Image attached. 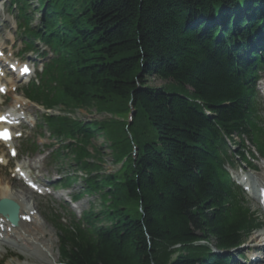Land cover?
Instances as JSON below:
<instances>
[{
  "label": "trees",
  "instance_id": "16d2710c",
  "mask_svg": "<svg viewBox=\"0 0 264 264\" xmlns=\"http://www.w3.org/2000/svg\"><path fill=\"white\" fill-rule=\"evenodd\" d=\"M11 2L27 50L40 42L54 55L31 100L99 114L117 101L114 116L130 104L136 113L131 123L46 119L59 138L92 146L95 157L80 156L96 162L94 142L107 136L122 164L99 176L77 156L83 194L99 195L102 209L70 228L55 223L64 264H233L210 246L227 254L259 228L224 167L235 136L264 156V0H38L37 26L31 0Z\"/></svg>",
  "mask_w": 264,
  "mask_h": 264
},
{
  "label": "rangeland",
  "instance_id": "374dc122",
  "mask_svg": "<svg viewBox=\"0 0 264 264\" xmlns=\"http://www.w3.org/2000/svg\"><path fill=\"white\" fill-rule=\"evenodd\" d=\"M38 0H31V2H29V6L27 7L28 11L31 13L33 12L36 7L38 6ZM9 1L8 0H0V44L4 45V48H6V51L8 52V54H13V55H17L20 50H22L23 46L21 44V42L19 41L18 37H20L19 35L17 36L16 34V28H15V21L14 18L15 16H12L10 14H8V10H9ZM13 12V11H12ZM16 13V11H14ZM34 22L32 24V26H37L38 24L40 25L41 23V19H42V13H39L37 11H34ZM15 37L17 38V41L15 40ZM17 57V56H16ZM25 62L28 61H32L34 62V58H32V56H28L27 58L23 59ZM40 67V66H39ZM38 66L35 67V73H37ZM10 82H14L13 80H7L5 81V84L8 85V89H9V83ZM17 87H19V89L16 91V93H14L13 91H9V94L6 98L2 99V104H0V114L1 113H5L7 112L9 109L14 107V104L16 103V98H21L19 96H17L16 94H22L20 93L23 89V87L25 85H27V83L24 82H18L15 83ZM168 84L157 80V79H150L149 80V86L154 87V88H162L167 86ZM261 92L264 94V89L261 88ZM15 95V96H14ZM16 97V98H15ZM17 106H20L17 105ZM108 112L110 113H103V114H99L98 113V109H96L95 107L90 111H86V110H82L80 108L77 107H73V108H68V112L65 111L64 108H58L54 111H52V115H54L55 117H66L67 119H70L72 122H78V123H90L93 121H106L107 124L108 121L110 119H116L119 122H130L131 118L129 117V114H127L126 116H114V113H117L119 111H121V103L115 101L112 103H109L108 105ZM106 106V107H107ZM132 106V105H130ZM22 110H24V112L27 114H31L32 116L35 115V113L39 110L41 112L42 109L38 108V107H34L33 105H31V103H27L25 106H22ZM105 107V108H106ZM14 109V108H13ZM113 112V114H111ZM27 121H29L27 119ZM105 123V122H104ZM125 132H127L129 134V130L128 128L125 126ZM115 131L114 134H117V132L119 133H123V128H115L112 126L111 127V131ZM34 129L32 127L29 126V128H26V132L23 135V138L21 140H17L14 143V146L17 150L20 151V149L22 147H24V141L30 137H34L33 134ZM33 135V136H32ZM48 134H46V137L44 138H37V143L40 145H58V144H54L53 141L49 140ZM131 137V136H130ZM235 140L238 142L239 140L235 138ZM108 137L103 135L100 136V138L94 142L95 147H98L101 151V155L99 156V158L102 160V162L100 163L99 160H97V162L95 161V158L90 159V157H82L80 156L81 160L83 162H89L92 163L94 165H98L100 167V172L94 173V175H110V174H116L121 166H118L115 164L114 160V156L111 152V150L109 149V142H108ZM247 145L250 149L254 148L252 147V143H250L249 141L247 142ZM80 147V146H78ZM239 147L236 146V149ZM85 149V153H89L90 155H92V157H95V153H94V149L92 148V146H88L83 148ZM235 149V150H236ZM42 151H46V148L43 147ZM41 151V152H42ZM40 152V153H41ZM254 152H256L254 150ZM84 153V155H85ZM257 154V153H256ZM82 155V154H81ZM73 156V155H72ZM72 156H67L65 158V162H64V169H62V172H66V177H70L74 180L73 186L71 187V189L68 190H60V191H56L54 192V194L52 196H50L49 198H40V197H36L34 194H32L27 188H25L22 184L16 183V181L13 179V170H9L10 169V164L13 166H15V162L14 160L10 159L9 154H8V149L5 148L4 146H0V157H4L7 160H9V164L8 166H6L5 164L0 163V180H1V185L5 186V187H9V189H11L13 192L16 191H21V189L23 190H27L28 192H30L33 195V198H31L30 203L31 205L35 206V209L38 210V213L40 215V218L38 217V221L43 224V222H46V229L48 230L49 228H52L53 230V235H52V245H53V258L56 260V264H60L61 261V252L59 253V242H58V238L56 236V232L54 231L52 225L50 224V222L48 221L47 217L48 215H50L51 211H60L61 208L67 204L65 202V200L63 199L64 197L62 195H67L66 198L68 199V197L70 198L71 195L73 194H79V193H83L86 187V182L85 179L87 177L86 173L82 170H79V159L76 157H72ZM34 157L36 156H31L30 154H27L25 151H23V158L21 160L20 158V163L26 165V166H30L32 168H34L35 170H37L39 172L40 175H42L45 180L47 182H51V179H58V172L60 171V168L56 167V166H52V165H46V158L43 162L40 163H35L33 161ZM79 157V156H78ZM98 158V159H99ZM255 164H258L260 167L261 165H264V161H261V159L256 160ZM246 171V172H245ZM244 173L246 174H252V173H247V170H245ZM233 176L236 178L237 175L242 174V170H237L234 169L231 171ZM36 175V174H35ZM253 175V180L256 179H264V173L261 172V170L259 171V173H254ZM51 177V179H50ZM235 180H238V178H236ZM85 197L82 198L79 202V204L77 205H70L69 209L72 210L74 213L77 214V216H80L82 213H87L90 211H97L99 212L102 208V199L99 195L97 194H87L84 195ZM250 200V199H249ZM249 207L251 209V211L256 212L258 214V216H262L261 211L258 207V204L256 201H249ZM75 208V210H74ZM264 230V229H262ZM261 233L262 232H257V233H253L245 242H244V247L241 248V252L242 254H247L248 255V249L249 246H257L259 244H261V242H258V244L254 241L255 238H257L258 240H260L261 238ZM236 252L233 253V257H236L237 254H235ZM12 254L15 255L17 257V259H12L10 261H8L6 264L10 263V264H40L41 263V259H40V253L36 250L32 251V254H34V257H31L30 254H28L27 252L21 250L20 248H18L15 245H6L3 248H0V260H2L3 257ZM40 259V260H38ZM234 262L236 263V259L234 258Z\"/></svg>",
  "mask_w": 264,
  "mask_h": 264
},
{
  "label": "bare ground",
  "instance_id": "6f19581e",
  "mask_svg": "<svg viewBox=\"0 0 264 264\" xmlns=\"http://www.w3.org/2000/svg\"><path fill=\"white\" fill-rule=\"evenodd\" d=\"M10 86L13 87L14 85L11 84ZM25 103L27 102L24 99L16 98V105L21 104L24 106ZM16 105L15 107H17ZM130 109L129 117L134 119V116L136 115L135 110L132 106H130ZM31 197L32 195L25 190L17 193L13 192L11 189H9V187L1 185L0 180V200L7 198L16 202L20 206L21 218L24 216H32V213L35 211L34 207L29 203V199ZM45 227L46 224L39 223L37 218L34 216L30 224L20 221L19 227L13 228L12 231L9 232L10 225L3 217L0 216V248H3L6 244H13L18 248L27 251V253H31V250L37 249L39 252H41V260L38 259L41 261V264H55L56 260L53 258V245L51 241V235L53 232L51 228L46 230ZM262 236H264V233L261 234V237ZM254 241L257 244L258 242L264 244L261 239L258 240L255 238ZM258 247L259 246H253L252 251L258 250Z\"/></svg>",
  "mask_w": 264,
  "mask_h": 264
},
{
  "label": "water",
  "instance_id": "95a60500",
  "mask_svg": "<svg viewBox=\"0 0 264 264\" xmlns=\"http://www.w3.org/2000/svg\"><path fill=\"white\" fill-rule=\"evenodd\" d=\"M0 213L8 216L12 224H16L18 220V206L11 201H2L0 203Z\"/></svg>",
  "mask_w": 264,
  "mask_h": 264
}]
</instances>
